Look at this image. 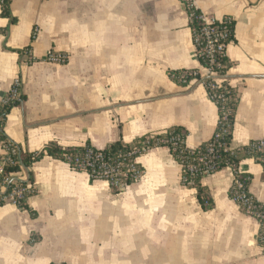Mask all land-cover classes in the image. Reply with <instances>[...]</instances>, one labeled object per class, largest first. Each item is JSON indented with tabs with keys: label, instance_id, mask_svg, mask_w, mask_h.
<instances>
[{
	"label": "crops",
	"instance_id": "0c3cea01",
	"mask_svg": "<svg viewBox=\"0 0 264 264\" xmlns=\"http://www.w3.org/2000/svg\"><path fill=\"white\" fill-rule=\"evenodd\" d=\"M194 4L208 18L235 23L226 80L241 97L231 142L239 149L264 137V0ZM10 10L15 24L0 5V104L21 78L25 100L4 131L23 150L104 149L174 127L186 131L189 148L213 137L218 108L180 0H11ZM28 48L29 66L22 63ZM50 52L66 53L68 64L46 62ZM184 70L200 78L181 86L170 73ZM139 163L143 178L119 194L63 161L35 163L29 205L36 217L10 200L0 206V264H264L259 221L230 198V168L202 178L212 202L205 210L168 147ZM240 171L264 204L261 165L246 159Z\"/></svg>",
	"mask_w": 264,
	"mask_h": 264
},
{
	"label": "trees",
	"instance_id": "16d2710c",
	"mask_svg": "<svg viewBox=\"0 0 264 264\" xmlns=\"http://www.w3.org/2000/svg\"><path fill=\"white\" fill-rule=\"evenodd\" d=\"M10 4L11 0H0L1 16L3 18L9 19L11 24H15L17 22V19L14 18L11 14ZM186 9L189 14V26L192 30V33L194 34L195 32L201 30L203 27L202 21L198 20L197 18V16L201 14V11L194 7H188ZM231 29L233 32L232 42H234L235 23H233ZM30 50L31 49L28 48L22 54H29L31 53ZM219 61L222 64V68H216V70L226 77L232 67V64L227 56L223 58L221 57ZM200 63L202 65L205 64V62L203 60L201 61V59ZM185 71L186 70L173 71L170 73V77L177 84L181 86H187L188 82H190L191 80L190 78H188L187 83H182V81L180 80ZM203 82L210 98H212L211 100L217 105L219 121L213 137L209 141L199 145L196 148L187 147L185 143L187 133L182 127H174L163 134L146 135L137 139L133 143H125L124 141L119 140L108 145L104 149H96L91 145V143H87L84 146L66 148L51 143L46 145L39 152L30 153L12 142L6 136L4 131L7 117L10 114L11 110L14 107L21 105V103H23V101L25 100V97L21 95L20 100L13 101L9 104H4L1 102L0 146L3 150H8L6 155L0 156V160L2 159V157L5 158V173L18 174L26 172L29 181L34 185L35 182L33 174L31 172V168L35 163L41 161L45 157H50L54 160L63 161L65 163H68L69 159H71L72 162H70V165L73 168V166H75L74 161L76 159L80 158L81 160H85L87 159V156L91 158L96 167H99L96 159H100L101 156L111 165H117L118 163L121 164L117 177H114V179L112 176H109L108 178H112L113 180L125 184L126 186H131L132 184H134V181L130 178L134 171V167L143 169L140 163L136 166H134L133 163L134 160H136L138 157L140 158L145 156V154L141 151L144 149V147L151 150L159 147H168L175 161L183 166V168H187L188 166H195L200 169H204L208 165V162L212 161L217 165V169L214 172L215 174L218 171L228 168L232 164H236L238 167H240L241 163L244 160L250 159L253 156L254 151L252 145L253 143H255V141H252L248 145L239 149L231 148L237 110L241 100L240 94L236 89L231 87L227 80H225L221 86H216L215 88L211 87V85H215L213 84V81L211 79H205ZM223 132H227V134L216 137L217 134H222ZM211 149H214V151L210 152ZM204 157L207 158L206 161L201 162V159ZM182 176H186L188 180L187 182H183V185L197 191V196L202 207L205 210L212 208V202L208 197V193L201 185V180L204 175L198 173L197 175L190 176L189 174L182 173ZM239 176L242 177L244 175L239 174ZM3 178V176L0 177V187L2 186ZM90 178L92 181L96 180V178L92 176H90ZM12 180L13 182L8 187L6 192L7 196H9L12 190L15 188L21 189L26 187V183H24V181L20 180L19 178H16V180L12 178ZM111 189L115 194H119L122 192L120 189H116L114 187H111ZM36 194L37 189L35 187L33 191L27 190L22 197L16 198L15 202L19 209L29 211L33 218L36 217V213L31 209L29 200ZM230 198L233 199L232 188L230 190ZM5 202L6 201L3 200L2 197H0V206L4 205ZM206 202H208V204ZM255 205H257V210L264 216V204L259 203L255 199ZM259 245L263 247V242L261 241V229L259 233Z\"/></svg>",
	"mask_w": 264,
	"mask_h": 264
},
{
	"label": "built area",
	"instance_id": "2783aa9c",
	"mask_svg": "<svg viewBox=\"0 0 264 264\" xmlns=\"http://www.w3.org/2000/svg\"><path fill=\"white\" fill-rule=\"evenodd\" d=\"M186 8L188 7H194L196 8L194 4V0H182L181 1ZM197 9V8H196ZM198 20L202 21L203 27L198 32H195L193 35V41L196 48L197 57L200 61L203 60L205 64H201L203 68L208 72V78L213 81L214 86L211 85L212 88H215L216 86H221L223 82L226 80V77L223 76L221 73H219L217 69L222 68V64L220 63L219 59L222 57L227 56V49L228 46L233 43L232 42V36L233 32L231 29V26L234 23V20L231 17H224L223 19H215V18H208L205 14L201 12L199 16H197ZM26 59L22 62L24 65H32L35 63V60L33 59L31 54H25ZM46 62L56 64V65H66L69 62V57L66 53H58V52H50L48 56L45 59ZM189 73V74H187ZM188 78H190V82H188V85L196 79L200 78V74L197 71L188 72L185 71L181 77L182 83H187ZM204 84V82H203ZM23 81L21 78H17L12 87L10 92L7 94V96L2 100V103L9 104L13 101H18L21 99V89H22ZM187 85V86H188ZM212 99V98H211ZM1 131V128H0ZM227 132H223L222 134H217L216 137H220L223 135H226ZM253 151L254 154L250 158L255 163L261 165V167L264 170V137L256 140L255 143H253ZM3 155H6L8 150H3ZM139 151V150H138ZM142 153L145 155L151 151L149 148H145L141 150ZM214 149H211L210 152H213ZM141 158V157H140ZM139 157L134 160L133 165L136 166L139 164ZM206 157L201 159V162L206 161ZM5 158L2 157L0 160V177L3 178L1 193L0 197H2L3 200L7 201L10 200L14 204L16 202V198L22 197L23 194L29 190H34V185L29 181L28 176L25 174V172L18 173V174H6L5 173ZM70 162H72L71 159H69V162L67 163L70 168L73 171L76 172H85L89 176H92L96 178V180H103L107 181L111 187H114L116 189H120L122 192L127 189L125 184L119 183L116 180H113L112 178H108L109 176H112L113 178L117 177L119 174V169L121 167V164L118 163L117 165H111L107 161L103 159V157L100 156V159H96V162L99 164V167H96L94 162L91 160L90 157L87 156V159L81 160L80 158L76 159L74 161L73 168L70 165ZM182 168V173L189 174L190 176L197 175L198 173L206 176L214 174V172L217 169V165L210 161L208 162V165L204 169H200L195 166H188L187 168ZM233 171L234 174V180L232 185V191H233V201L239 206L240 210L250 216L255 218L259 221L261 226V241L263 242V251H264V216L262 213H260L257 210V205H255V198L251 195L249 191V186L252 181V177L244 174L240 171V167H238L236 164H232L229 166ZM89 170V171H88ZM239 174L244 175L242 177L239 176ZM22 175V177H21ZM238 175V176H237ZM144 176L143 169H139L137 167H134V171L130 178L134 181V183L140 181ZM19 178L20 180L24 181L26 183L25 188L21 189H13L11 194L9 196L6 195L8 187L13 182L12 178L16 180V178ZM114 178V179H115ZM187 177L182 176V182H187ZM208 204V202H206ZM263 230V232H262Z\"/></svg>",
	"mask_w": 264,
	"mask_h": 264
}]
</instances>
